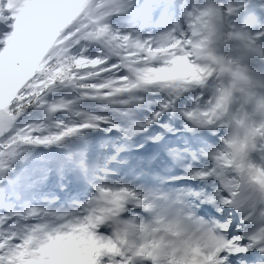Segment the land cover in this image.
Returning <instances> with one entry per match:
<instances>
[{"label":"snow or ice","instance_id":"6c2138e0","mask_svg":"<svg viewBox=\"0 0 264 264\" xmlns=\"http://www.w3.org/2000/svg\"><path fill=\"white\" fill-rule=\"evenodd\" d=\"M0 264H264V0H0Z\"/></svg>","mask_w":264,"mask_h":264}]
</instances>
